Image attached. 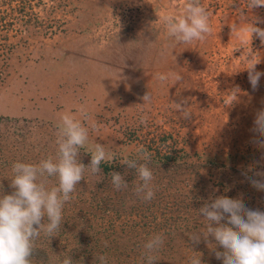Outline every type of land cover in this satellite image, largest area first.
<instances>
[{"label": "rangeland", "instance_id": "obj_1", "mask_svg": "<svg viewBox=\"0 0 264 264\" xmlns=\"http://www.w3.org/2000/svg\"><path fill=\"white\" fill-rule=\"evenodd\" d=\"M185 2L1 0L0 195L14 191V162L56 154L65 112L88 129L80 162L90 163L97 143L114 155L98 176L85 173L56 236L41 233L35 241L33 264H59L69 255L73 264H99L101 254L109 264H146L143 243L154 233L165 241L153 264H188L200 253L202 264H222L203 238L196 244L187 235L203 230L199 209L227 196L264 211V191L242 174L253 175L250 165L264 169V149L252 131L256 112L264 110V75L253 90L244 69L259 61L256 70L264 73V44L243 31L253 22L264 28V7L199 0L211 33L183 44L167 34L161 17L181 14ZM170 73L182 79H157ZM235 87L240 93L231 105L227 91ZM147 92L151 100L144 102ZM185 101L190 119L176 110ZM138 149L151 158V201L136 195V172L120 163L139 160ZM113 171L124 176L126 189L113 188Z\"/></svg>", "mask_w": 264, "mask_h": 264}, {"label": "clouds", "instance_id": "obj_2", "mask_svg": "<svg viewBox=\"0 0 264 264\" xmlns=\"http://www.w3.org/2000/svg\"><path fill=\"white\" fill-rule=\"evenodd\" d=\"M257 7H264V0H249L248 9ZM161 19L166 25L167 34L175 37L178 43L191 44L204 40L211 33L209 14L199 0H186L181 14H165ZM243 31L250 35L251 40L255 35L264 44V28L256 26L255 22L248 23ZM258 62L253 61L244 67L253 90L258 88L260 77L264 75L256 70ZM169 78L177 82L182 79V75H157L160 81ZM239 93V87L227 91L231 105ZM150 100L151 96L147 92L143 101ZM175 104L182 118H191L186 101L183 105ZM80 112L87 117L84 108ZM253 124L252 131L259 137L254 144L264 149V110L256 112ZM55 142L57 150L54 156H47L35 164L20 161L12 164L9 178L14 191L0 195V264H33L35 241L41 233L49 238L56 236L64 221V206L73 199L77 185L82 179L85 180V173L98 176L102 172V162L114 160L113 153L106 151L103 144L97 143L90 152V163L85 165L80 162V149L88 142V129L70 112L61 115ZM138 152H141L139 160L124 158L120 163L135 170L136 195L144 201H151L155 196L154 174L149 166L151 158L141 149ZM247 171L253 172V175L242 173L245 179L256 190L264 191V169L255 170L254 165H250ZM53 179L55 184H51ZM111 183L117 191L128 187L124 176L116 171L111 173ZM199 214H203V230L189 232L187 235L190 240L198 244L203 238L214 251L216 259L222 260V264H264V211L247 208L240 198L218 196L204 203ZM209 236L214 238L215 243L208 240ZM164 241L163 233H154L145 240L143 255L146 264H153L157 260L155 254L162 248ZM217 245L223 250H217ZM95 259L99 264H109L105 255H97ZM59 264H73L71 255L65 256ZM188 264H202L201 253L190 257Z\"/></svg>", "mask_w": 264, "mask_h": 264}, {"label": "trees", "instance_id": "obj_3", "mask_svg": "<svg viewBox=\"0 0 264 264\" xmlns=\"http://www.w3.org/2000/svg\"><path fill=\"white\" fill-rule=\"evenodd\" d=\"M0 6H1V0H0ZM2 48H4L3 46H2ZM1 73V72H0ZM34 253H36V252H34ZM37 257V256H36Z\"/></svg>", "mask_w": 264, "mask_h": 264}]
</instances>
